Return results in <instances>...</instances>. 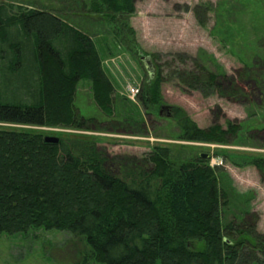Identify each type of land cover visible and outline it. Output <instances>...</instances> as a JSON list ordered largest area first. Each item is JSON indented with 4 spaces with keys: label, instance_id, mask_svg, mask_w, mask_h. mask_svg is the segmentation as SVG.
<instances>
[{
    "label": "trees",
    "instance_id": "obj_1",
    "mask_svg": "<svg viewBox=\"0 0 264 264\" xmlns=\"http://www.w3.org/2000/svg\"><path fill=\"white\" fill-rule=\"evenodd\" d=\"M58 1L59 7L31 2L7 18L32 40L39 96L34 103L6 102L0 96V122L80 128L73 105L80 80L91 83L101 109L113 104L115 87L92 35L71 26L58 11L67 7L95 17L96 24L110 32L118 46L114 50L132 53L136 41L129 19L134 0ZM198 8L203 13L212 10L207 3ZM225 23L229 32L236 27L229 18ZM199 24L204 21L199 19ZM8 46L15 69V60L24 55L14 43ZM5 58L0 53V60ZM174 63L171 59L169 66ZM193 63L195 70H174L179 82L205 97L220 92L218 73ZM245 66V76L255 74ZM151 76L141 96L144 108L158 103L165 80L159 66ZM254 81L264 92V73ZM235 87L229 81V96L240 94ZM182 119L179 138L184 140L231 144L242 130L231 121L225 128L202 129L188 117ZM102 162L91 139L48 143L41 134L0 129V234L66 231L82 244L81 264H264V234L254 222L243 220L248 208L227 218L233 203L245 196L235 191L221 167L209 165L202 156L176 163L170 149L162 146L153 147L120 175ZM238 165H252L264 176V158L248 157Z\"/></svg>",
    "mask_w": 264,
    "mask_h": 264
},
{
    "label": "rangeland",
    "instance_id": "obj_2",
    "mask_svg": "<svg viewBox=\"0 0 264 264\" xmlns=\"http://www.w3.org/2000/svg\"><path fill=\"white\" fill-rule=\"evenodd\" d=\"M36 1L59 7L58 0H0V53L6 57L0 60V96L6 102L34 103L39 96L34 89L39 73L32 40L7 19L20 12L19 6ZM206 3L212 10L200 12L198 7ZM134 5L129 19L136 41L132 53L120 47L114 50L116 43L110 32L96 24L95 17H84L67 7L58 11L71 26L92 35L103 69L115 87L113 104L105 111L101 109L93 99L91 83L80 80L73 103L80 128L0 122V129L78 141L91 139L103 166L115 175L139 162L155 146L168 147L176 163L206 154L209 165L226 171L235 191L245 196L233 203L227 218L240 216L239 211L248 208L249 215L243 220L254 222L257 231L264 234V176L252 165H238L248 157L264 158V92H259L254 81L264 73V0H134ZM228 18L236 25L230 32L225 26ZM226 33L233 39H226ZM9 43L20 47L24 55L15 60L19 61L15 69L11 67ZM142 56L148 57L150 67ZM171 59L175 60L172 67ZM193 61L218 73L220 92L205 97L179 82L174 70H195ZM245 63L255 74L245 76ZM158 66L165 78L160 98L157 104L144 108L141 96ZM232 80L236 90L240 88L237 97L228 95ZM162 105L169 106V117L159 116ZM184 116L202 129L214 125L225 128L231 121L242 130L237 139H230L231 144L184 140L179 138V122ZM81 247L66 231L36 229L25 234H0V264H81Z\"/></svg>",
    "mask_w": 264,
    "mask_h": 264
},
{
    "label": "water",
    "instance_id": "obj_3",
    "mask_svg": "<svg viewBox=\"0 0 264 264\" xmlns=\"http://www.w3.org/2000/svg\"><path fill=\"white\" fill-rule=\"evenodd\" d=\"M141 59L144 60L147 63V65L150 67V65H151L150 63L151 62L149 61V59H148L147 56H142ZM158 114L161 117H169V115H170V113H169V106L162 105L160 107V110H159ZM44 141L45 142H48V143H56L58 141V137L45 136L44 137ZM201 156L204 157V158H206L208 155L204 154V155H201Z\"/></svg>",
    "mask_w": 264,
    "mask_h": 264
}]
</instances>
